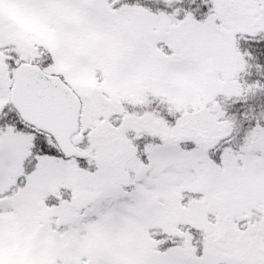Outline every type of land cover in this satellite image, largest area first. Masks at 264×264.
I'll use <instances>...</instances> for the list:
<instances>
[{"label":"snow or ice","instance_id":"obj_1","mask_svg":"<svg viewBox=\"0 0 264 264\" xmlns=\"http://www.w3.org/2000/svg\"><path fill=\"white\" fill-rule=\"evenodd\" d=\"M0 264H264V0H0Z\"/></svg>","mask_w":264,"mask_h":264},{"label":"rangeland","instance_id":"obj_2","mask_svg":"<svg viewBox=\"0 0 264 264\" xmlns=\"http://www.w3.org/2000/svg\"><path fill=\"white\" fill-rule=\"evenodd\" d=\"M22 25H24L25 27H28V28H33L34 26L29 22V21H27V20H25V19H20V21H19Z\"/></svg>","mask_w":264,"mask_h":264}]
</instances>
